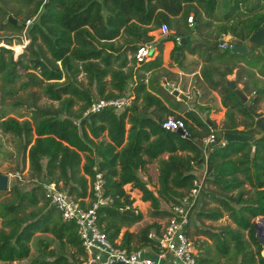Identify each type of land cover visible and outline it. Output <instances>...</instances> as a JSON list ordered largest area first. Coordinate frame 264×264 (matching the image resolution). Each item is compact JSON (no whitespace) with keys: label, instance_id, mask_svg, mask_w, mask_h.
I'll return each mask as SVG.
<instances>
[{"label":"trees","instance_id":"16d2710c","mask_svg":"<svg viewBox=\"0 0 264 264\" xmlns=\"http://www.w3.org/2000/svg\"><path fill=\"white\" fill-rule=\"evenodd\" d=\"M17 1L28 11L25 20L18 24L8 20V14L17 18L21 8L7 10L0 6V15L14 30H23L25 21L32 19L27 29L31 42L29 54L17 59L12 49L0 46V105L27 110L19 117L2 112L0 130L17 139L18 150L28 160L33 176L41 181L29 192L17 185L0 192V261L29 258L31 243L37 239L38 254L30 264H82L85 252L77 226L62 219L47 199L43 183H56L83 207L90 208L96 200L97 173L104 180V196L113 199L112 204L97 208L100 230L112 243L120 239L124 248L153 246L156 241L149 234L154 231L159 236L162 224L154 222L137 232L123 231L143 218L140 211L135 215L124 213L127 207L135 210L125 186L131 184L142 192L141 199L150 202L153 217L168 218L171 210L163 209L161 202L180 203L198 177L195 166L207 161V186L193 206L188 230L198 250L197 264H264L263 245L255 228V220L264 217V136L256 138L257 119L249 111V107L258 110L255 102L264 95V47L239 53L232 52L230 46L223 50L215 45L228 34L241 42L233 45L244 44L264 26L263 7L253 6L243 14L239 6L245 0H235L234 9L239 12L231 13L225 22L214 23L219 0ZM191 15L192 24L188 21ZM163 23L174 34L162 42L189 34L193 25L197 30L216 28V42L198 43L190 47V52L208 62L201 74L208 86L219 92L226 109L221 125L212 121L210 126L194 110L175 112L181 104L159 87V75H153L157 81L152 76L145 83L137 73L135 67L143 70L162 64V57L155 53L141 63L134 54L140 44L155 39L150 33ZM122 34L127 38L119 44L117 39ZM162 42L157 46L159 52ZM188 45H176L172 60L177 61L178 53ZM213 61L224 67L215 66ZM235 69L242 91L256 95L252 104L243 103L220 80ZM82 74L85 81L79 79ZM130 84L129 96L133 98L129 106L86 115L97 99L127 96ZM20 92L26 93V98ZM40 94L59 105L41 107L37 103ZM200 110H209L210 114L209 108ZM169 116L184 120L187 137L184 130L162 127ZM218 131L247 134L255 140L225 141L217 137L205 158L203 139L213 133L217 136ZM164 153L168 157L160 158ZM154 160L159 171L158 196L141 176ZM208 199L216 206L197 208L199 201L205 204ZM226 215L235 228L199 227L203 220L219 221Z\"/></svg>","mask_w":264,"mask_h":264},{"label":"built area","instance_id":"2783aa9c","mask_svg":"<svg viewBox=\"0 0 264 264\" xmlns=\"http://www.w3.org/2000/svg\"><path fill=\"white\" fill-rule=\"evenodd\" d=\"M188 21L190 24L193 23L192 15L188 18ZM32 22V19L26 21L25 30L30 27ZM156 31H159V34L163 37L174 34V31L166 23H163ZM154 33L155 31L150 34L155 37ZM175 39L178 42L182 40L178 35L175 36ZM154 40L144 42L138 46L134 54L137 62H145L151 59L154 53H157L158 47L156 48ZM220 46L227 49L230 45L222 40ZM4 47L8 46L5 45ZM166 84L170 85L168 82ZM130 103V100L126 97L97 99L90 105L86 115L105 109L121 110L129 106ZM162 127L171 131L184 130V136H188L183 119L169 116L162 122ZM217 137L214 133L210 134L203 139V146L209 149V146L216 143ZM44 187L47 199L52 205L56 206L62 219L66 222H73L77 226L85 252L82 264H197L198 250L189 236L188 230L193 206L205 187V183L201 179H195L189 193L182 198L180 203L172 206L171 215L165 225H162L160 235H156L154 231L150 232L149 237L153 238L156 243L153 246L138 249L124 248L120 240H116L115 243L110 242L98 226L97 208L110 205L113 202L111 197L103 194L104 180L101 173L96 175L94 182L96 200L90 208L83 207L74 195L61 189L56 183L49 182ZM128 209L129 207L126 208V210ZM262 245L261 254L264 257V243Z\"/></svg>","mask_w":264,"mask_h":264},{"label":"rangeland","instance_id":"374dc122","mask_svg":"<svg viewBox=\"0 0 264 264\" xmlns=\"http://www.w3.org/2000/svg\"><path fill=\"white\" fill-rule=\"evenodd\" d=\"M0 6L3 8H6L7 10H12L13 8H21V13L16 18L18 19V22L21 23L22 20H25L27 18V9L24 8L17 0H0ZM262 6L264 9V0H245L244 4L242 6H239V11H242L243 14L247 11L248 8H251L253 6ZM235 6L237 7L235 0H219V4L217 7V17L216 22H225L227 20L228 16H231V13H238V8L234 9ZM8 16H13V14H8ZM14 17V16H13ZM28 21V19L26 20ZM25 21V22H26ZM155 40L162 42L165 37L161 36L159 34V31H155ZM179 36V35H178ZM181 37V36H180ZM126 35L122 34L118 39L117 43H123L125 40ZM183 39V37H181ZM224 42H228L231 44H241V42L237 41L231 34L223 35L222 39ZM31 39L27 36V30L25 28L23 30H14L7 26L5 22V17L0 15V45L5 46L7 45V48H10L13 50L14 57L17 59L21 54H29L28 47L30 46ZM166 42V41H164ZM163 43V42H162ZM5 44V45H4ZM156 44V48H157ZM16 47H21V50L16 49ZM160 54V52L158 53ZM129 58L131 57V54L128 53ZM236 73L237 70L234 72L233 75L228 77L229 79H236ZM80 80L85 81L84 75L79 76ZM243 80L246 79V77L242 78ZM239 88L243 89V84H239ZM34 91H38V88H34ZM20 94L26 98V93ZM1 96V95H0ZM248 96V102L246 104H252L256 95L255 94H247ZM8 101V100H7ZM9 102V101H8ZM37 103L42 106H48V107H57L59 105L58 102L52 101L48 99L47 97L40 94V99L37 101ZM255 104L257 105V111L262 112L264 114V95L259 96L256 100ZM25 110H27L25 107H22L21 109H12L9 106H5L4 104L0 105V116L3 114L2 112L7 113L8 117H19L21 114H25ZM243 127H240V130H242ZM18 141L16 138H14L10 134H5L0 130V171L2 173H6L10 176V188L14 185H17L21 187L24 191H30L32 188L41 181V179H38L37 177H34L30 168V164L28 163V160L23 157V155L20 153L17 147ZM45 161V160H44ZM152 176H154V170L150 174V183L149 186L154 190H156L157 186L152 181ZM145 180V179H144ZM46 184V183H45ZM43 183V185H45ZM125 190L130 194L131 198H134L136 201V198L138 197L137 191H130L129 187L125 188ZM3 198V197H1ZM0 198V199H1ZM204 201V200H203ZM202 200L199 201L197 208H201L202 206L205 208H211L216 206V204L208 199L206 200L205 204ZM173 203L163 204L161 207L166 210H171ZM132 208L135 209L133 212L137 213L140 211L143 215V218L136 222L133 226L130 228H124L125 230H130L131 232H137L141 230L143 227H145L148 224L151 223H160L162 225H165L167 222V217L163 218H156L151 215V205L150 203L142 204L140 202H134L132 205ZM130 210V209H128ZM260 218V217H259ZM259 218H257L255 221L258 222ZM1 224V219H0ZM199 227L201 229H211V230H217L221 228L222 226H231L235 228V224L231 221L230 217L228 215L224 216L219 221H208L203 220L202 222H199ZM37 236L45 237V235L38 234ZM120 240V239H118ZM37 239H34V241L31 243V254L30 257L27 259H24L22 261H14L11 263L8 262H2L0 261V264H30L32 259L37 256Z\"/></svg>","mask_w":264,"mask_h":264},{"label":"crops","instance_id":"0c3cea01","mask_svg":"<svg viewBox=\"0 0 264 264\" xmlns=\"http://www.w3.org/2000/svg\"><path fill=\"white\" fill-rule=\"evenodd\" d=\"M242 5L243 4H241V6ZM214 23H219V22H216L215 20ZM195 26L196 25L192 26V31L189 34L182 36L183 38H185L186 44L189 45L182 52L178 53L177 61L172 60L171 52L176 45L178 46L181 45L180 44L181 42H178L176 39L173 41L169 40L162 43V51L160 52V54H158L159 50H157V53H155L156 56L160 55L162 57V64L159 67H153L152 69H143V70L138 69V67H135V69L138 74L144 77L143 79L145 83H148L153 75L154 76L159 75V80H158L159 87L169 92L171 95H173L174 90H178L181 94H184L187 97V100H183L180 97H176L173 95L174 99L180 102L181 104L179 106V110H174L175 112L179 114H184V112L186 111L194 110L197 111L204 120L209 119L210 121H215L217 125H221L225 119L226 109L222 105L219 92L211 89L208 86V84L204 81L201 74L202 67L204 65H207L208 62H206L205 58L202 57L200 54H193L190 52V47H194L198 43H205L212 45L214 42H216L213 39L216 36V28L213 27L207 30H197ZM219 41L222 40L219 39L217 42ZM154 42L157 45L160 44V42L157 40H154ZM217 42L215 45H217ZM229 45L231 48L233 44L229 43ZM155 58H153L151 62H153ZM212 64H214L217 67L218 66L224 67V64L220 63L219 61H213ZM236 70L237 69H235L234 72ZM231 75H227V77L224 79H229L228 77H230ZM154 76H153V80L157 81L156 79H154ZM234 80L236 81V79ZM166 82H168L170 85H167ZM237 84L239 86V84L242 83H237ZM130 90H131V84L128 87V92H127L128 94L125 97L128 98L132 103L133 96H129V94L131 93ZM165 103L169 109H172L170 107L171 105L170 102L166 100ZM201 107L209 108L210 114L207 115V112H209V110L208 111L206 110L205 112H201L200 110ZM204 151L206 152L205 158H207L208 156L207 151L209 150L204 147ZM168 155H169L168 153H164L160 156V158H167ZM153 170H154V176H152V181L157 186L156 190L155 189L153 190L149 186L150 183L149 178ZM206 172H207V161H205L203 164L195 166V174H197L198 176L197 179H201L204 183H205L204 178L206 176ZM158 175H159V171H158L157 160H154L151 164L147 166V168L144 171H141V176L143 180L145 179L144 181L147 182L148 188L152 190L156 196H158L157 190L159 189ZM206 186L207 184L205 183V187ZM127 187H129L130 191L138 192V197L136 198V201L134 200V198H132L133 203L140 202L145 205L146 203H148V201H143L141 199L142 192L140 190L133 188L131 184H127L125 188ZM162 203L163 204L165 203L167 205L169 204L164 201L161 202V205Z\"/></svg>","mask_w":264,"mask_h":264},{"label":"water","instance_id":"95a60500","mask_svg":"<svg viewBox=\"0 0 264 264\" xmlns=\"http://www.w3.org/2000/svg\"><path fill=\"white\" fill-rule=\"evenodd\" d=\"M9 22L14 24H18V19L13 16L8 17ZM181 45L186 44L185 38L181 40ZM222 41L217 42V45H221ZM264 47V26L255 30L247 41L242 45H232V52L246 53L248 51L261 50ZM221 81L224 82L229 88L236 92V95L241 99L243 103L248 102V96L239 88L238 84L234 79H224L221 78ZM173 95L176 97H180L183 100H187V97L184 94H181L178 90L173 91ZM250 113L257 119L255 129L259 133L256 137L264 136V114L262 112L255 111L252 107H249ZM206 121L213 126L212 121L206 119ZM217 136L220 139L225 141H251L253 142L255 138L253 136L247 134H230V133H222L220 131L217 132ZM207 149V148H206ZM10 189V176L6 173H2L0 171V192L7 191ZM124 213L129 215H135V212H131L129 210H125ZM255 228L257 231L258 238L261 243H264V217H260L258 222L255 223Z\"/></svg>","mask_w":264,"mask_h":264},{"label":"bare ground","instance_id":"6f19581e","mask_svg":"<svg viewBox=\"0 0 264 264\" xmlns=\"http://www.w3.org/2000/svg\"><path fill=\"white\" fill-rule=\"evenodd\" d=\"M1 46V45H0ZM16 49L18 50V52H19V50H21V47H16Z\"/></svg>","mask_w":264,"mask_h":264}]
</instances>
